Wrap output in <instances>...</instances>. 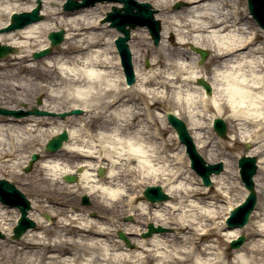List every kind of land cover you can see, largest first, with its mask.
Returning <instances> with one entry per match:
<instances>
[{
	"label": "bare ground",
	"instance_id": "obj_1",
	"mask_svg": "<svg viewBox=\"0 0 264 264\" xmlns=\"http://www.w3.org/2000/svg\"><path fill=\"white\" fill-rule=\"evenodd\" d=\"M22 1L0 0V29L13 12L32 10V0ZM42 1L43 19L0 33V44L16 49L0 60V100L9 99L12 110L21 109L20 104L55 114L79 108L78 118L86 121L76 123L75 115L61 121L40 115L0 118V162L24 167L30 154H37L31 175L42 191L41 198L31 199L27 215L36 228L12 246L0 242V251L9 250L3 256L0 252V264H264L262 179L261 186L254 179L259 198L248 224L225 227L228 211L242 200L228 196L237 168L212 175L213 191L202 186L200 177L193 182L183 168L184 147L179 144L181 155L174 153L176 134L165 118L170 109L182 118L198 149L211 157L219 155L210 142L216 136L211 121L223 119L233 143L243 139L256 144L246 155L258 154V172L264 177L259 150L264 146V42L252 28L246 6L240 0H136L158 9L162 28L156 47L146 28L130 36L135 82L127 86L113 38L106 47L99 37L104 31L95 14L111 4L65 12L50 8L54 0ZM175 1L187 5L173 11ZM59 28L66 30L64 43L53 54L32 60V53L48 47L47 35ZM187 45L210 51L207 67L195 64L199 54L190 57ZM199 79L211 86L209 94L197 84ZM36 95L44 97L43 104H33ZM62 131L68 138L58 150H33ZM23 144L32 149L26 155L18 153ZM98 168L104 169L101 176ZM71 174L77 175L76 182L61 180ZM155 184L170 200L134 205L140 187ZM82 195L90 198V208L45 209ZM38 212L56 217L55 227L41 221ZM18 214L17 207L0 201V232L6 239ZM126 215L133 224L121 221ZM148 223L170 224L177 232L143 239ZM117 232L130 235L135 249L113 241ZM241 232L246 240L238 249L221 248Z\"/></svg>",
	"mask_w": 264,
	"mask_h": 264
},
{
	"label": "water",
	"instance_id": "obj_2",
	"mask_svg": "<svg viewBox=\"0 0 264 264\" xmlns=\"http://www.w3.org/2000/svg\"><path fill=\"white\" fill-rule=\"evenodd\" d=\"M100 1L103 2V0H81V2H78V0H68L65 5L63 6L64 10H73L75 8H82L83 6L93 5L94 2ZM107 1H117L123 4L122 8L113 7L111 12H108L105 16L104 21H110V26L113 28H117L119 32L123 34L122 37H118L116 40V47L119 49L120 58H122V65L123 68H125V74L127 83H133V68L131 66V54L129 51V48L127 46L126 41L130 38L129 32L131 29L135 28V25H141V26H148L149 33L153 38L154 45H157L160 36L159 32L161 29L160 22L156 19H154L153 13L154 11L151 9V6L148 3H138L135 0H107ZM248 1V10L252 14L253 18L257 23L261 26V28L264 31V0H247ZM179 5H176L178 7ZM39 9H40V2H38V5L32 9L31 12H22V14L14 13L11 17V25L2 28L0 32L2 31H12V29L16 28H22V26L33 23V21H37L41 19V16H39ZM136 9V11H134ZM128 26V27H126ZM63 35L64 31L60 30L59 32H51L48 35L49 41H51V47L46 48L43 51H40L39 53H35V57L44 56L45 54H49L52 47L62 43L63 41ZM192 50L195 53H199L201 55L200 63L203 62L206 57L208 56L207 52L200 49L192 47ZM15 48L9 47L7 45H0V59L4 58V56L8 55L9 53H14ZM198 84L203 85L206 89V92H210V86L207 85L202 79L198 81ZM1 114H8V115H14V116H22L30 114L35 115H54V113L45 112L36 108H33L31 111L22 112L20 110L12 111L8 109L0 108ZM81 113L80 109H73L69 111V114H78ZM61 117H64L68 115L67 113H61L59 114ZM168 122L170 125H172L177 135L181 141L186 147H187V155L190 157V167L196 171V173L202 178V182L204 186H210L212 184L210 180V175L213 173H219L223 166L221 163L217 164H209L206 163L204 158H202L199 153L197 152V149L193 143L192 138L189 136L187 132V127H185V124L182 120L175 117L172 113L167 114ZM214 128L217 132V135H219L221 138L226 137V125L224 124L223 120L219 118L214 119ZM67 133L61 132L59 135L52 137L47 142V145L45 147L46 151H56L59 149V147L62 145L63 141L67 140ZM38 158V155L33 154L32 159L30 160L29 164L36 161ZM238 165L240 168V175L241 180L243 184L245 185V188L247 189V194L245 200L237 205V208H235L231 214L230 218L227 219V225L228 227H241L245 225L248 222L249 214L253 211L255 208L257 195L255 194V185L253 182L254 174L257 170V164H256V157H250L245 156L240 157L238 160ZM30 170V165L28 168L25 169V171ZM101 174V173H100ZM65 180L69 183L76 181V177L74 176H65ZM143 192V196L147 201H150L152 203L154 202H161L168 198V195L161 190L160 186H146ZM0 198L1 201L4 203H7L9 205H15L17 207H20V213L21 218L18 222V224L14 227V235L13 238L20 237L23 232L28 228H33L34 225L33 221L29 220L26 217L27 210L29 209V202L26 199V197L20 193L16 187L13 186L12 183L7 182L4 179H0ZM84 201L86 202V198H84ZM166 231L162 227L158 226L154 228L152 224L148 225V232L143 235V237L151 236L153 233L156 232H164ZM1 236V235H0ZM119 238L122 239L127 246L131 247V244L128 243L126 237L123 233L119 232ZM245 240V237L242 235L238 236L237 240H232L230 242V246L232 248H239V245L242 244Z\"/></svg>",
	"mask_w": 264,
	"mask_h": 264
},
{
	"label": "rangeland",
	"instance_id": "obj_3",
	"mask_svg": "<svg viewBox=\"0 0 264 264\" xmlns=\"http://www.w3.org/2000/svg\"><path fill=\"white\" fill-rule=\"evenodd\" d=\"M31 1V0H30ZM33 1V3H34V6L33 7H36L37 6V3L40 1V8L42 9V6H43V1L42 0H32ZM62 0H54V2H52L49 6H50V8L51 9H58V10H62V5L61 6H59V4H60V2H61ZM66 1V0H65ZM241 2H242V4L243 5H245L246 6V9H247V1L246 0H240ZM22 2H26V0H24V1H22ZM147 2V1H146ZM149 3V2H148ZM175 3H180L181 5H180V7H178V8H174L175 7ZM175 3H172L171 5V9L173 10V11H175V10H179V9H181V8H183V7H185L187 4H184V3H182L181 1H175ZM103 4L105 5V4H111V6L112 5H114V4H116V3H110V2H103V3H96L95 5H100V6H103ZM150 5H151V3H149ZM220 6H221V4H219ZM229 5H231L230 3H229ZM110 6V7H111ZM121 6V5H120ZM92 7V6H91ZM90 6L89 7H83V8H91ZM93 7H94V5H93ZM92 7V8H93ZM110 7H107V9L106 10H104V13H100V12H97L95 15H96V19H98L97 20V23H98V26H100L101 28H103V31L104 32H102V31H99V37L100 38H102V39H104V42H106V47L110 44V40H111V37L114 39L115 38V36L116 35H119L120 33H118L117 31H116V29H113V28H110L109 26H108V24L106 25V27L104 28V26H105V24L106 23H102V19H103V17H104V15H105V13L107 12V11H109L111 8ZM83 8H81V9H83ZM80 9V10H81ZM153 9L155 10V12H154V15L153 16H155V18L156 19H158L159 20V18H157V16H156V14H158V9L155 7H153ZM63 11V10H62ZM225 11H226V9H225ZM66 12V11H65ZM98 16H100V17H98ZM56 18H58V19H62V16L61 15H58V16H55ZM250 17H251V15H250ZM10 18V17H9ZM41 19H43V15H42V17H41ZM160 21V20H159ZM250 22H251V26H252V28L255 30V31H257L258 32V39H259V41H262V42H264V34L263 33H261V31H258V26L256 25V22L252 19V20H250ZM161 23V22H160ZM160 26H161V24H160ZM145 29V27H143V26H135V29H132L131 30V32H130V36H132V35H134V33H136V29ZM162 28V27H161ZM59 30H63V28H59V29H57L56 31H59ZM65 33H66V30H65ZM234 34H236V32H234ZM129 36V37H130ZM130 39H131V37H130ZM129 39V40H130ZM129 40H128V42H129ZM64 41V40H63ZM64 43V42H63ZM112 44H113V42H112ZM60 45H62V44H60ZM60 45H58V46H56V47H54L52 50H51V53L50 54H53L54 53V51H56L57 49H58V47L60 46ZM151 45L152 46H154V47H156L155 45H153V42H152V40H151ZM259 45V44H258ZM49 46V45H48ZM109 47V46H108ZM113 48H114V45H113ZM115 50H116V48H114ZM188 52H189V56L190 57H192L193 55H192V53H194L193 51H192V49H191V47H190V45H187V47L185 48ZM110 50H112V49H110ZM204 50H206L207 51V53H208V57L206 58V60L204 61V62H202V63H199V60H200V56H199V58H198V60H196V62H195V64L196 65H201L202 67H207V64H206V62L208 61V59H209V56L211 55L210 54V51L208 50V49H204ZM34 53H32L31 54V59L32 60H34V58L32 57V55H33ZM114 53H111V55H113ZM10 55H12V54H10ZM9 56V55H8ZM8 56H6V57H8ZM257 56H259V55H257ZM6 57H4V58H6ZM3 58V59H4ZM3 59H1V60H3ZM147 62V63H146ZM147 64H149V60L147 59V61L145 60L144 62H143V67H147ZM0 84L2 85L3 84V81L2 80H0ZM38 101H39V103H38ZM43 101H44V97L42 96V95H36V97L35 98H33V104L35 105V106H37V105H41V104H43ZM67 104H68V102L67 103H63L62 105L63 106H67ZM18 106H19V104H17ZM27 104H20V106L19 107H21V109L23 110V111H27V110H31V108H27V110L26 109H24L25 108V106H26ZM0 107H2V108H8V109H13V108H10V107H12V104L10 103V100L9 99H6V101H3V100H0ZM169 112H172L171 111V109L170 110H168ZM30 115H32V114H28L27 116H30ZM80 115H82V113L81 114H78V116H75V117H73L74 118V120H75V122L76 123H79V122H84V121H86V120H83V119H81V118H78V117H80ZM27 116H23V117H27ZM70 116V115H69ZM7 117H11V116H9V115H2V114H0V118L1 119H3V120H5V119H7ZM45 118H43V119H48V118H51L52 120H58L59 119V121H61L62 119L61 118H59V117H56V116H50V115H47V116H44ZM68 118V117H67ZM182 119V118H181ZM182 121L185 123V121L182 119ZM186 124V123H185ZM225 124L227 125V130H226V135H227V137L226 138H223V139H221V138H219V137H217L216 138V136L214 137L213 135V137H211L210 138V142H211V145L212 146H214V148L219 152V155L218 156H214V157H211V156H209V154L206 152V150H199L198 149V147H197V145L195 144V142H194V144H195V147H197V150H198V152H199V154H200V156L201 157H203L208 163H211V164H214V163H217V162H222L223 163V165L225 164V166L223 167V171H224V169L225 170H231V171H233L234 172V169L235 168H237V176L238 177H236L235 179H234V184H233V186H235L234 187V189L230 192V194L228 195V196H230V197H232V198H239V200L242 198V200L241 201H243L244 200V198H245V194H246V191H245V189H244V187L242 186V183H241V181H240V176L238 175V167H237V165H236V163H237V159L239 158V157H242V156H244V154L246 155V152L247 151H249V150H251V149H254V148H256L257 146H256V144H252L251 142H249V141H245V140H243V139H238L236 142H232V140L228 137V132H229V125H228V123H226L225 122ZM211 125H212V122H211ZM212 130H213V128H212ZM214 131V130H213ZM215 133V132H214ZM167 136H169V132L167 133ZM219 140V141H218ZM48 141V140H47ZM263 143H264V141H262ZM4 144H5V142H4ZM179 144H180V142L178 141V138H177V141H176V143H174V145H173V147L175 148V150H174V153L175 154H182V152H181V149L179 148ZM46 145V144H45ZM45 145H43L42 147H38V146H36L33 150L34 151H44V152H46L45 151ZM181 145V144H180ZM247 145H248V147H247ZM262 147L259 149L260 150V153L262 154L261 155V157H262V160L264 161V146L262 145V143L260 144ZM5 146V145H4ZM181 146H183V145H181ZM7 147V146H6ZM32 149L30 148V146L29 145H26V144H23L21 147H20V151H18V153H20V154H22V155H26L27 153H29V151H31ZM183 154H184V157L186 158V163H185V166L183 167L185 170H187V174L189 175V177L190 178H192V180H193V182L195 181V178L194 177H196L197 175H196V173L195 172H193V170L191 169V168H189V159L187 158V156H186V154H185V147H184V151H183ZM221 154V155H220ZM252 157H256V159H257V161H258V154H255V155H253ZM10 158V157H9ZM9 158H7V159H9ZM257 161H256V163H257ZM10 163V162H9ZM9 163H7V164H9ZM7 164H3L2 162H0V168H2V169H4V171H6V172H4V171H2L1 169H0V176L2 177V178H4V179H6L7 181H9V182H11L15 187H17L18 189H19V191H21L22 193H23V195L24 196H26L27 197V199L30 201L31 199L33 200V196H37L38 198H41V195H42V191H39V188H38V186H36V184H35V182H34V176H32L31 175V171H32V169H33V166H32V168L30 169V171H28V172H25L24 171V168L25 167H19V168H14V166H11L10 164L9 165H7ZM76 164V163H75ZM258 164V163H257ZM27 165V163L25 164V166ZM262 167L264 168V165L262 164ZM258 168H259V164H258ZM97 170V169H96ZM96 170H95V172H96ZM223 171H220L218 174H220V173H222ZM10 173V174H9ZM96 174H97V172H96ZM103 174H104V169H103ZM256 176L254 177V179H258V184L260 185L261 184V179H262V182L264 183V177H263V175L261 174V173H259L258 172V169H257V172H256V174H255ZM198 177V176H197ZM61 180L62 181H64V179L63 178H61ZM155 185H158V184H155ZM254 185H255V183H254ZM145 186H147V185H143V187H140V188H142L141 189V191L143 190V188L145 187ZM261 186V185H260ZM210 188H212L211 189V191H213V184H212V186H210ZM137 191H138V189H136ZM259 192H260V195H261V197H263L264 196V190H263V188L261 187H259ZM52 195V194H51ZM140 195V200H139V202L138 203H135L134 205H137V204H140L141 202H144V200L145 199H143V196H142V193L141 194H139ZM83 196L84 195H82L77 201H74V200H64V202H63V204H62V206H58V205H52V207H50V208H45V209H47V210H49L50 212H54V213H57V212H59V211H61L62 209H68V207H73V206H78V208L80 209V210H83V208H86V207H88V208H90L91 207V203H90V198L87 196V199H88V202L87 203H83L82 202V198H83ZM259 198V197H258ZM258 198H257V200H258ZM167 200H170L169 198L167 199ZM222 200H225V197L224 198H222ZM166 201V200H165ZM240 201V202H241ZM240 202H236V203H234V205H233V208H235L236 206H237V204L238 203H240ZM162 203V202H161ZM43 204H45L44 202L41 204V205H43ZM257 204V203H256ZM67 206V207H66ZM257 206V205H256ZM64 207V208H63ZM43 208V207H42ZM39 209V208H38ZM44 209V208H43ZM69 210H71V208H69ZM40 217H39V219L42 221H45V223L46 224H48V226H50V228L52 229L53 227H55V224H54V221L57 219L56 217H54L53 216V218L49 215V214H47V213H41V212H38L37 213ZM87 215H89L90 217H93V215L95 214L94 212L92 213L91 211H89L88 213H86ZM19 216V215H18ZM50 217H51V220H50ZM128 218H131V219H128ZM122 222H127V223H130V224H133L134 222H133V220H132V216H128V215H126V216H124V218L121 220ZM249 221V220H248ZM248 224V222L244 225V226H242V227H239V228H244L246 225ZM163 227V226H162ZM226 227V226H225ZM33 228H36V227H34L33 226ZM33 228H30V230L31 229H33ZM164 228H167L166 229V232H163V233H160V234H163V235H170V236H172L173 234H175L177 231L176 230H174L173 229V226L172 225H170V224H168L166 227H164ZM29 230V229H28ZM1 237H0V242H2V241H4V240H6V243H8L10 246H12L14 243L13 242H15V241H18V239H14V238H12V236L11 237H9V238H7L6 239V235L2 232L1 233ZM126 235V237H127V239H129L130 238V235H128V234H125ZM239 235H243L244 237L246 236V234H245V232H241V233H239L238 234V236ZM115 240H119V238H118V233H115L114 234V236H113V241H115ZM116 242H118V241H116ZM123 242V241H122ZM119 243V242H118ZM132 244V248H128V249H131V250H134L135 249V246L133 245V243H131ZM124 245H125V243H124ZM127 247V246H126ZM221 248H223V249H229V250H234V249H232V248H230V246H229V241L227 242V241H224V243L221 245ZM1 256H3V255H6V254H8L9 253V250L7 249V248H3L1 251Z\"/></svg>",
	"mask_w": 264,
	"mask_h": 264
}]
</instances>
